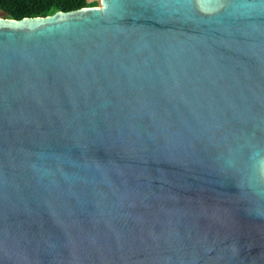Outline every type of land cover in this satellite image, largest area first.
<instances>
[{"label": "water", "instance_id": "95a60500", "mask_svg": "<svg viewBox=\"0 0 264 264\" xmlns=\"http://www.w3.org/2000/svg\"><path fill=\"white\" fill-rule=\"evenodd\" d=\"M0 15V264H264V0Z\"/></svg>", "mask_w": 264, "mask_h": 264}, {"label": "trees", "instance_id": "16d2710c", "mask_svg": "<svg viewBox=\"0 0 264 264\" xmlns=\"http://www.w3.org/2000/svg\"><path fill=\"white\" fill-rule=\"evenodd\" d=\"M98 6V1L87 0H0V15L13 19L47 16L55 11H70Z\"/></svg>", "mask_w": 264, "mask_h": 264}, {"label": "rangeland", "instance_id": "374dc122", "mask_svg": "<svg viewBox=\"0 0 264 264\" xmlns=\"http://www.w3.org/2000/svg\"><path fill=\"white\" fill-rule=\"evenodd\" d=\"M87 1H93V0H87ZM97 1H98V6H99V5H100V4H99V0H97Z\"/></svg>", "mask_w": 264, "mask_h": 264}]
</instances>
